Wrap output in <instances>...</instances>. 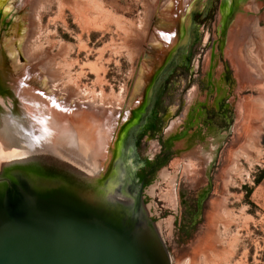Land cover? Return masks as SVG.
I'll use <instances>...</instances> for the list:
<instances>
[{"label":"rangeland","instance_id":"374dc122","mask_svg":"<svg viewBox=\"0 0 264 264\" xmlns=\"http://www.w3.org/2000/svg\"><path fill=\"white\" fill-rule=\"evenodd\" d=\"M19 3L18 16L10 14L17 8L7 13L0 4V31L23 32L21 43L13 46L14 54L22 56L16 64L28 68L30 76H40L48 90L74 105L61 119V132L72 130L85 138L97 124L85 118L91 113L86 106L102 107L97 111L100 115L105 108L122 107L133 97L145 45L158 41L150 30L157 23V12L172 4L169 15L179 19V33L176 40L165 36L168 45L172 44L169 62L173 72L166 82L169 95L164 108L178 109L166 129L180 124L172 122L183 116L184 124L187 115L183 137L188 146L198 142V147L183 150L175 141L171 160L149 194L171 264H264V176L257 181L264 170V0ZM175 3L176 9L172 7ZM84 11L103 27L82 28L77 16ZM234 20L244 24L241 36L231 41V46L239 41L243 71L237 70L227 48ZM236 25L232 28L238 29ZM14 36L7 35L4 42ZM189 45L193 54L184 69L185 60L178 62L179 52ZM166 55L157 68L165 66ZM245 59L250 60L245 63ZM16 94L17 100L25 101L22 93ZM113 114L112 118L118 116ZM129 117L115 119L120 124L112 146ZM151 143H143L140 154L149 151ZM6 160L0 155V163ZM205 187L207 195L200 208L196 199L199 191L200 199L205 195Z\"/></svg>","mask_w":264,"mask_h":264},{"label":"water","instance_id":"95a60500","mask_svg":"<svg viewBox=\"0 0 264 264\" xmlns=\"http://www.w3.org/2000/svg\"><path fill=\"white\" fill-rule=\"evenodd\" d=\"M0 4L7 13L21 6L19 0H0ZM164 7L154 24L162 31L156 43L163 53L168 43L162 35L169 39V28L177 30L169 17L170 6ZM177 7L175 3L173 8ZM17 10L10 14L18 16ZM6 56L10 68H24L16 64L17 58L22 61L20 54ZM151 65L148 60L142 62L137 83L145 80ZM24 82L32 84V78ZM36 87L47 90L43 85ZM58 109L62 119L67 108ZM27 117L25 138L12 132L17 135L16 154L0 163V264H171L149 197L152 186L146 190V203L142 189L133 183L130 167L103 166L120 157L119 149L108 147L113 136L100 150L106 156L96 151L90 155L99 166H87L88 160L83 165L80 154L69 150L65 132L40 137L35 116Z\"/></svg>","mask_w":264,"mask_h":264},{"label":"flooded vegetation","instance_id":"af4514ba","mask_svg":"<svg viewBox=\"0 0 264 264\" xmlns=\"http://www.w3.org/2000/svg\"><path fill=\"white\" fill-rule=\"evenodd\" d=\"M172 5V4H170ZM169 5V6H170ZM173 7V6H172ZM156 16V14H155ZM156 18V17H155ZM155 21V19H154ZM174 23L176 25V29L169 28L168 34L171 35V40H176L178 36V27H179V19L177 20L176 17L174 18ZM158 24V23H157ZM155 25L151 27V31L158 36L161 37L162 31L159 28H155ZM2 31V29H0ZM0 31V48H3L4 39L7 38V35L12 34V32H1ZM162 38L165 39V36L162 35ZM169 39V40H170ZM166 40V39H165ZM168 40V41H169ZM2 42V43H1ZM148 42V41H147ZM172 41H170L171 43ZM168 43V42H167ZM158 44L155 43H147L145 45L146 54L144 55V59L141 60V62L138 65L137 68V81L139 77L142 75V62L145 60H148L151 62L150 68L145 72L144 75V81L136 82L134 85V98H131L128 100V102L125 103L122 107H116V109H112L113 112H117L118 116H124L129 117V120L126 124L122 127V130L119 134V138L117 140V143L114 146L108 145L109 149L110 147L115 150H120V157L116 160H113L112 162L104 163L103 166H127L132 169V178L134 185L138 186L142 189V195L144 196V202L147 203V188L152 186L154 183L159 182L161 179V176L163 174V170L168 165V163L171 160V157L175 151V141L176 143L182 144L183 150H195V147H198V142L194 145L187 144L185 140V136L183 137L184 130L187 126V115H186V121L184 124L182 123L184 121L183 117L182 119L175 120L172 123H176L175 125H170L166 129L167 122L169 119L174 116V114L177 112L178 108L170 107L164 108V103L166 101L167 95H169V90L167 85V81H169L170 76L172 75L173 64L169 62V55L171 56V49L168 45L167 51V62L165 63V66H163L161 69L157 68L160 62L163 58V52L159 51L157 49ZM5 47V46H4ZM6 49V48H5ZM193 54V48L192 45L187 46L185 50L179 52V63L185 60L184 63L181 65L182 68L187 69V64L190 60L191 55ZM182 56V57H181ZM179 66V65H178ZM159 69V70H157ZM157 70V71H156ZM162 80L160 82L159 86L156 87V81ZM169 83V82H168ZM153 90L154 92H152ZM42 93L50 96H54L52 93H48L49 91L54 92L53 90H40ZM55 98L58 97L57 94L54 92ZM150 95V96H149ZM144 97V98H143ZM53 99V98H52ZM57 101L64 102L63 98L60 99V97L56 98ZM71 104V103H70ZM134 107V109H132ZM115 110V111H114ZM168 110V111H167ZM117 120L115 122V128H111V131L108 130H102L100 132V137L97 141H92L90 138H87L85 145L87 146L86 149L88 151V155L93 154L94 151L96 153L98 152L99 156H102L104 152H100V150H104L106 148V144L111 136L116 135V127L118 128ZM171 123V124H172ZM120 127V126H119ZM170 128V129H169ZM113 134V135H112ZM113 138L111 139L113 141ZM149 141H152L151 147L149 148V151L146 153L140 154V148L142 147L143 143H149ZM201 146V144H200ZM102 153V154H100ZM189 155V154H188ZM93 156V155H92ZM204 160V159H203ZM214 160V159H213ZM91 163L94 162V160H90ZM89 162V160H88ZM204 162H206L204 160ZM90 163V162H89ZM207 164V163H206ZM212 164V162H211ZM93 165V164H91ZM208 165V164H207ZM210 166V165H208ZM203 189V188H202ZM201 189V190H202ZM206 190L205 195L200 199L199 192H198V199H196L197 204L199 207L204 202V199L207 195V188H204ZM181 195H184V191L181 192ZM186 198V197H184ZM196 206V208H199ZM201 208V207H200ZM153 220H156V218L152 215L151 216ZM157 221V220H156Z\"/></svg>","mask_w":264,"mask_h":264},{"label":"bare ground","instance_id":"6f19581e","mask_svg":"<svg viewBox=\"0 0 264 264\" xmlns=\"http://www.w3.org/2000/svg\"><path fill=\"white\" fill-rule=\"evenodd\" d=\"M97 4H99V3H97ZM81 11H82V9H81ZM87 14L88 13L86 11H84V12L79 13V16H77V19H80L79 24L81 25L82 28L83 27L84 28H90V27L100 28V27H103L102 24H100V23L97 24V22L95 20L96 18L92 19ZM169 17H170V15H169ZM227 22H229V21H227ZM238 22L240 23V21H238ZM241 23L242 24H237L236 21L233 22V24H232L233 26H235L236 24L238 26L240 25L238 29L232 28V25L229 26L230 37L227 38V43H228L227 48H228V50L231 51V58H232L233 64L236 66L238 71L239 70L243 71V61H241L242 57H241V55L239 56V50H237V48L240 45H238V42H239L238 41L236 43L233 42V45L231 46V41L233 39L232 38L233 36H234V38H235V36L238 37L240 35V32H243L242 28H244V26H243L244 24H243V22H241ZM237 25H236V27H237ZM241 25H242V27H241ZM225 26L226 25L223 26L222 31L225 30ZM11 32H12V30H11ZM15 32H12V35H15V36L18 35L19 37L15 38V36H14L12 38H9L7 41L5 40V42L3 43L4 44L3 48H0V102H2L1 104H3L6 107L4 109L0 106V155H2L3 158L13 156L14 154H16V153H14V152H16V149L14 148L15 147L14 143L16 141L15 136H17V135H14L13 134L14 132H16V134H22V137L25 138L23 136V134L26 132V129H27L26 123L29 122L28 121L29 118L27 117V114L32 116V117L35 116V120L37 122L36 123L37 127L41 128V130L38 131L37 135L39 134L40 137L42 136V137L47 138L48 136L52 137L56 130H58L59 133H64V130H63V132H61L63 128H61V125H60V121H61V117H62V114L60 112H62V111L58 108L63 107V109H64V107H66L67 111L69 110V108H68L69 103H67L65 101L63 103H60L59 101H57L56 98H58L59 96L55 98L54 92H51V91L48 92L49 94L52 93L54 95V96H51V98H50V96L42 93L40 90H37L36 88L29 87V85L36 87L37 84L43 85L45 87L46 86V84H44L45 80L43 81V79H42V81H40V78H39L40 76H38V75L30 76V74H32V73L29 74L28 68H22L21 66L17 67V68H10L9 67V65H8L9 61L7 59V56L5 55V52H7L8 55L9 54L15 55L14 54L15 49L13 48V45L15 43H16V45H19L23 39V32L22 33H15ZM244 35H245V33L243 34V37H244ZM243 37H241V38H243ZM13 38L15 40L16 39H18V40H16V42H14ZM241 38H239V39H241ZM157 46H158V48L161 47L160 44H158ZM240 51H241V49H240ZM248 58L249 57L247 56V59ZM249 60H246L245 63L248 62ZM251 62H249L250 65H251ZM249 66L247 67L248 69H249ZM90 67H91V65H90ZM251 68L252 69L254 68L256 70V67H254V66H251ZM90 69L92 71L95 70L97 72V69H95V67H91ZM254 69L252 72H255ZM251 70H250V72H251ZM26 78H29V79L32 78V84L24 82ZM135 89H136V87H135ZM134 90L132 92V96L134 95ZM136 91H138V90L136 89ZM12 92H14V95H16V96H17V94H16L17 92L19 94L22 93V96H23V99L25 100V102H28V104H30V106H32V107H30V109L26 108V105H23L24 104L23 102L17 100L16 97H14V95L12 94ZM7 93H8V95H7ZM91 93H92V91H91ZM60 99H61V97H60ZM54 100L56 101L55 105L53 104ZM7 105H9L11 109H8ZM94 107H97V106H94ZM89 109L91 110V113H89L85 118H88V120H90L91 122L96 121L97 124L94 128L90 129V131H87L86 137L90 138L94 142V141L98 140V138L100 137V134H101L100 132H102V130L111 131V128H113V126L116 122L115 119H117L118 116L116 118L115 117L112 118L110 115H112L113 112L108 114L106 108L100 113V115H97V110H93L92 107H90ZM99 109L102 110V107ZM108 109H109V107H108ZM98 112H100V111L98 110ZM114 113H116L115 115L118 114L116 111ZM68 124H69V122H68ZM65 128H68V127L65 126ZM72 129H74V128H72ZM67 133H69V134H67ZM64 134L67 137L65 139H67V141H69V145L71 146V148L69 150H72L75 154H80V161L82 160V162H80V163H82L83 165L88 163L87 166H93V167L99 166V165H97V163H95V162L91 163V161H90L93 158H90V155H88V151H87L86 145H85V143H86L85 136L81 137V136H79V133L77 134L75 132H72V130L69 132H65ZM24 135H26V134H24ZM222 136H224V135H221V138H222ZM110 138H112V137H110ZM20 142H21V140H20ZM109 143H110V139L108 140L106 147ZM72 151H68V152H70L69 154H71L72 157H75V155ZM103 155L106 156V152H104L102 154V157H103ZM85 160H89L90 163L89 162L85 163ZM91 164H93V165H91ZM100 165H102V164H100Z\"/></svg>","mask_w":264,"mask_h":264},{"label":"trees","instance_id":"16d2710c","mask_svg":"<svg viewBox=\"0 0 264 264\" xmlns=\"http://www.w3.org/2000/svg\"><path fill=\"white\" fill-rule=\"evenodd\" d=\"M263 176H264V170L261 172V174H260V176H259L257 181H260L263 178Z\"/></svg>","mask_w":264,"mask_h":264},{"label":"snow or ice","instance_id":"6c2138e0","mask_svg":"<svg viewBox=\"0 0 264 264\" xmlns=\"http://www.w3.org/2000/svg\"><path fill=\"white\" fill-rule=\"evenodd\" d=\"M53 104H54V105L56 104V101H55V100L53 101ZM57 106H58V105H57Z\"/></svg>","mask_w":264,"mask_h":264}]
</instances>
